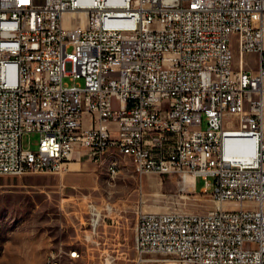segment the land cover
Returning <instances> with one entry per match:
<instances>
[{
    "label": "built area",
    "instance_id": "built-area-1",
    "mask_svg": "<svg viewBox=\"0 0 264 264\" xmlns=\"http://www.w3.org/2000/svg\"><path fill=\"white\" fill-rule=\"evenodd\" d=\"M110 146L138 177H201L214 202L138 210L139 260L264 264V0H0V175L59 174L81 151L98 165Z\"/></svg>",
    "mask_w": 264,
    "mask_h": 264
},
{
    "label": "rangeland",
    "instance_id": "rangeland-1",
    "mask_svg": "<svg viewBox=\"0 0 264 264\" xmlns=\"http://www.w3.org/2000/svg\"><path fill=\"white\" fill-rule=\"evenodd\" d=\"M235 47L231 44L236 61ZM243 61L245 67L257 71L256 53H245ZM37 139V134H25L23 147L34 150ZM122 161L114 179L106 164L83 160L69 161L67 170L59 174L0 175V264H48L51 254L58 264H178L166 255L142 262L134 245L111 251L91 242L97 237L90 236L92 204L105 218L106 228L112 225L120 236L134 232L138 210L205 212L214 206L210 194L200 193L205 185L201 177L195 180V190L190 185L184 188L180 176L149 173L138 177L132 172V161ZM99 224L96 232L103 228ZM71 251L81 256L71 257Z\"/></svg>",
    "mask_w": 264,
    "mask_h": 264
},
{
    "label": "crops",
    "instance_id": "crops-1",
    "mask_svg": "<svg viewBox=\"0 0 264 264\" xmlns=\"http://www.w3.org/2000/svg\"><path fill=\"white\" fill-rule=\"evenodd\" d=\"M83 161H90L88 157L86 156L84 151H81L79 154H76L73 156L71 161H74L73 164H78ZM70 163V162H68ZM71 164V163H70ZM94 205V204H92ZM90 208V206H89ZM103 222L105 224H103ZM100 226L102 225V229L99 231H90V236L93 238L94 235H96V239L91 241L92 243L102 246L101 248L111 251H125V249L133 248L134 245V233H135V226H134V232L133 233H127L123 234L122 236L119 235V233L113 228L112 225H108L106 228V221L105 218L101 217ZM122 238H120V237ZM88 239V238H87ZM121 239V240H120ZM77 252V251H76ZM77 257H80V253L77 252ZM59 259V258H58ZM60 264V263H59Z\"/></svg>",
    "mask_w": 264,
    "mask_h": 264
},
{
    "label": "bare ground",
    "instance_id": "bare-ground-1",
    "mask_svg": "<svg viewBox=\"0 0 264 264\" xmlns=\"http://www.w3.org/2000/svg\"><path fill=\"white\" fill-rule=\"evenodd\" d=\"M123 158L127 159L125 149H123L121 146H110V149L104 150L102 152V157L99 159L98 163L106 164L108 174H110V169L115 166V173L117 174L123 166ZM182 183L184 188L189 185L193 187V182L190 177L185 176L182 180ZM49 262L58 264L54 255L52 254L49 257Z\"/></svg>",
    "mask_w": 264,
    "mask_h": 264
}]
</instances>
